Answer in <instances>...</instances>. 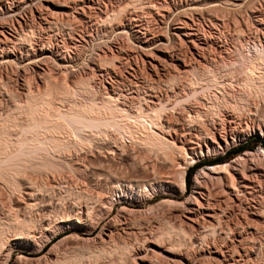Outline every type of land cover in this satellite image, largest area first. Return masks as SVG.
I'll return each instance as SVG.
<instances>
[{
	"label": "rangeland",
	"instance_id": "obj_1",
	"mask_svg": "<svg viewBox=\"0 0 264 264\" xmlns=\"http://www.w3.org/2000/svg\"><path fill=\"white\" fill-rule=\"evenodd\" d=\"M257 47L264 0H0V118L28 90L43 93L49 77L71 89L89 77L96 98L120 110L99 129H69L68 150L49 156L59 168L27 169L25 190L0 180V226L37 221L26 235H6L0 264H47L81 250L75 264H264V97L233 107L245 91L241 62ZM214 76L215 86L202 85ZM214 101L224 105L214 111ZM142 107L163 109L153 129L176 153L144 147ZM35 144L40 157L44 144ZM225 163L238 174L235 189L224 174L203 173ZM27 192L39 193L37 209ZM103 247L101 258L87 257Z\"/></svg>",
	"mask_w": 264,
	"mask_h": 264
},
{
	"label": "bare ground",
	"instance_id": "obj_2",
	"mask_svg": "<svg viewBox=\"0 0 264 264\" xmlns=\"http://www.w3.org/2000/svg\"><path fill=\"white\" fill-rule=\"evenodd\" d=\"M122 13L123 12L121 9V11L118 13V15L120 16ZM118 15H114V16L117 17ZM112 20L114 21V19H112ZM26 42H27V39H26ZM243 61L241 62L242 69H240V71L244 75V79L240 80V86H242L245 91H244V94L243 93L241 94L239 101H237V103L234 104L235 106H233V107H236V108H239L240 105H243L247 101V99L249 100L250 96L261 97V99H262V97H264V50L261 48L258 49V47L255 48V51L251 52V54H250V56H248L247 60L243 59ZM49 78H51V77H49ZM49 78L47 80H45L48 83V84L47 83L46 84L49 86L46 90H44L43 93H41V92L35 93L34 91L31 92L30 90H28V93H26V95H25L26 98H25L24 102H21L20 100H18L19 98H17V97L15 98V101H16V99H17V101H19V103L16 101V103H18V104H16L17 106L14 109L15 113L13 112L14 114L12 113L9 116L7 114V116L5 115V117L3 115H1V118H0V180L1 181L3 180L2 182L5 181L7 184H9L11 186L12 190H15V191L16 190L18 191L19 189H22L24 187L23 184H21V182H20L21 178H19V176L22 175V173L26 174L25 171L27 169L38 170L40 172L41 171L40 169L46 170V169L50 168V169H53L52 171H54V169L57 170L59 168L58 163H57V165H58V167H57V165L54 164V161H52L53 159L51 158L52 156L50 155V153L61 152L63 149L67 148V146L69 144L67 141L68 140V138H67L68 134H70L69 129H71V131H70L71 133H72L73 129H74V131H76V133H77V131L79 133V130L83 131V129L85 130L86 128H93V126L94 127L98 126L97 128L99 129L100 125L103 126L104 124H107V122L109 123L110 119L108 120V118H107L106 120H108V121H106V122L104 119V118H106L107 113L109 114L110 117L111 116L114 117V116L118 115L119 111H120L118 108H116L117 107L116 103L114 105V102L110 99V97H109V99L105 98L101 101L96 98L95 95H97V94L94 95V92H93L94 90L92 91L90 88V80L91 79L89 77L79 79V81L76 82L74 89H71V87L67 86L66 84L64 85L63 83H62L63 85H60V86L57 85L58 87L55 86L56 88H53L52 84L50 83L51 80ZM174 80H176V79L171 80V82L173 83ZM205 81L201 82V79H200L201 83H205L202 85L207 86V89L212 88L213 86H215L216 83L219 82L218 78L216 79L215 76L213 78L209 77ZM200 82L196 81L194 83L199 84ZM29 85H28V88H29ZM219 91H220V89H219ZM10 92L11 91H9V94L13 93V92H11V93ZM74 96H76V98H78V96H79V98H80V96L83 98L86 97V100H85V102H82V101L78 102V101H76ZM215 101H216V99H215ZM215 101L212 103V108L214 109V111L218 110L220 107H222V105H224L223 103L218 104ZM236 108H234V109H236ZM120 109H121V107H120ZM142 110H143V112H141V113L139 112V113L141 114L140 117L143 118L144 124H146V126L144 129V132L142 131L144 134L141 135L140 141L146 145L144 147H148L150 149L154 148V149H158V150L177 149L176 145L173 142H171L166 137L162 136L161 134H159L158 132H156L154 130L156 128V126L158 127V125H159V127H160V125H162L160 122V118L163 115L162 114L163 109L161 107L160 108L154 107V108H151L149 111L145 112L144 110H148V109H143V107H142L141 111ZM139 111H140V109H139ZM139 115H138V117H139ZM113 122H115V120ZM123 124H124V122H123ZM111 126H112V124H111ZM100 128H101V126H100ZM129 129H130V127H129ZM133 130H128V131H129V135L131 137H133V140H134V138L136 136H133L135 134V133H133L134 132ZM137 139H139V136ZM34 144H35V146L40 144L37 147H40V146L42 147L43 145H41V144H44V146L42 148H39L40 151H43V152H40L38 150V148H37V152H35V153H40V154L43 153L42 156L40 154H39L40 157L39 156L36 157V155L34 156L33 149H31V148H33L31 146H33ZM24 149H25V151H27V153H25ZM28 149H29V152H31V154L28 153ZM66 150H68V149H66ZM173 151H175V150H173ZM175 153H176V151H175ZM259 155L264 159V148L260 147ZM49 156H51V157H49ZM167 157H169V156H167ZM37 158H39V159L37 161H35ZM241 159H244V157H241ZM194 160H193V158H190L188 156L186 164L188 166L192 165V164H194ZM232 167H233V163H225L222 165H216L213 167H208L207 169H205L203 171V173L207 174V172H209V173L222 174V175L224 174L226 177L227 186L235 189L236 188V182L238 180V176H237L238 174L231 172ZM186 169L187 168H185V170L182 172V176H181L182 183L184 185H185ZM149 175H150V173H149ZM157 175H159V173ZM114 178L116 179V177H114ZM19 179H20V181H19ZM130 181H132V180H130ZM244 182H245V180H244ZM32 185H31L32 188L30 187L31 189H33ZM21 186H23V187L21 188ZM113 186H115V185H113ZM26 187H29V186H26ZM33 190H35V189H33ZM22 191L20 190V192H22ZM27 193H28L27 194L28 197H31L30 200H32V203H29L31 206V209H32V207H35L34 209H37L36 207H37V204H39V203L35 202L36 199L38 198L35 196L36 195L38 196L39 193L35 194V195L33 193H29V192H27ZM72 194H73V192H72ZM74 194H75V192H74ZM82 194H84V193H82ZM75 196H77V194ZM80 196H81V198H80ZM82 196L83 195H80V193H79V196H77V197H79L78 200L79 199H84V200L86 199L85 198L86 195L83 198H82ZM88 198H90V197H88ZM87 199H86V201H87ZM91 200H92V198H91ZM26 206H29V205H26ZM67 206L69 207V204H67ZM26 209H27V207H26ZM92 209H93V207H92ZM29 211H31V210H29ZM19 218L20 217L17 218L18 220L7 219L8 221H6L4 223L2 222V224L0 226V251H1V249H3L2 247L4 246L5 237L9 232H16L17 234H25L26 235V233L28 234V232L34 230L33 227H35L36 226L35 223H37V221L35 222L34 218H32V217H31L32 219H30V218L19 219ZM218 220L219 219L217 218V216L214 217L215 222H218ZM213 228H215L214 225H213ZM174 229H172V231H174ZM215 231H216V229H213L214 234H215ZM179 233H182V235H183L184 231L182 230ZM22 237H24V235ZM112 238H114V237H112ZM111 241H112V239H111ZM104 249H105L104 247H103V250L100 249L101 251L99 250L100 252L98 254L96 252L95 253L90 252L91 254L89 253L90 255H88L87 257H89L91 260L95 259V258H99V257L101 258L102 255H104L108 252V251L106 252L105 251L106 249L105 250ZM81 252H82V250H81ZM81 252L78 251V253H76L77 255L76 256L74 255L75 257L69 256V257H71L69 259L66 256H64L65 258H63V259L61 258L62 260L60 258L59 259H51L52 260L51 262L48 261L50 263H47V262L46 263L47 264H73L74 262L78 263L79 260H81L83 258V256H85V254L82 253V254H84V255H82ZM62 255H63V253H62ZM145 258L146 257H141L140 259H145ZM147 258L145 259V261L147 260ZM150 259L152 260L153 257H151ZM83 261H84V258H83Z\"/></svg>",
	"mask_w": 264,
	"mask_h": 264
},
{
	"label": "trees",
	"instance_id": "obj_3",
	"mask_svg": "<svg viewBox=\"0 0 264 264\" xmlns=\"http://www.w3.org/2000/svg\"><path fill=\"white\" fill-rule=\"evenodd\" d=\"M260 142V144L264 147V142H262V141H259ZM242 147H245V146H241L240 148H238V149H242ZM234 151H236V150H231L230 152H234ZM198 165V163H195L194 165H193V167L194 166H197ZM191 172H192V168H189L188 169V171H187V183H189V176H190V174H191Z\"/></svg>",
	"mask_w": 264,
	"mask_h": 264
}]
</instances>
